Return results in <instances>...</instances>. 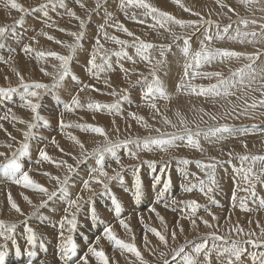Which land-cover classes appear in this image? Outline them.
<instances>
[{
    "label": "rangeland",
    "instance_id": "obj_1",
    "mask_svg": "<svg viewBox=\"0 0 264 264\" xmlns=\"http://www.w3.org/2000/svg\"><path fill=\"white\" fill-rule=\"evenodd\" d=\"M146 2L170 13L177 20L195 23L180 26L167 21L161 27L157 22L160 18H153L156 14L146 15V9L128 5L127 0H124L123 8L120 7L121 0H16L24 8L23 12L11 8L7 0H0V27L7 29L0 36V71L4 70L0 89H15L0 92V120L10 117L12 108H15V115L26 110V106L19 107L21 97L15 93L20 90L19 94L25 96L17 71L25 83L49 85L47 90H36L40 92L38 101L37 98H29L40 103L38 111L48 121L47 125L42 121H33L31 110L25 111L21 119L25 123H19L20 127L10 128L6 132L0 124V134L5 133L11 141L6 139L0 148L5 145H11L9 149L19 148L21 142H25L24 131H28L26 121L35 123L27 141L35 146L36 153L46 148L51 159L47 160L46 170L38 173L40 166L36 163L41 157L35 154L36 160L28 163L33 158L32 146L28 143V154L19 157V162L27 159L22 160L19 173L23 175L27 171L33 176V181H38L49 192H57V196L50 200L44 194L37 201L38 204L33 202L34 205L29 209L20 208L24 213H18L16 221H4L6 225H15L10 239L0 238V252L4 258L10 256L8 244L14 242L13 235L19 245L18 254L4 260V264H75L78 254L81 257L89 254V264L93 257L88 251L89 246L103 249L109 264H183L182 256L185 254L192 255L197 264H222L227 254L221 255L220 252L223 248L232 247L233 242L243 250L239 260L233 257L234 264H264V160L253 159L264 157V104L261 103L264 101V0H180L184 8L190 11H185L173 0ZM54 5L55 9H49ZM81 21L84 22L83 28ZM119 25H123L132 35L129 36ZM226 27L227 33L224 32ZM237 32L249 35L238 36ZM81 33L83 35L77 44V36ZM251 33L256 35L252 36ZM218 34L222 38L217 39ZM52 36L53 39H48ZM206 36H211L212 40H206ZM112 37L127 43L117 44ZM185 40L188 41L189 56L183 53ZM141 42L154 45L144 52L149 57L147 61L137 54ZM74 44L77 46L72 50L69 46ZM201 44L210 50L225 49L241 55L228 58L217 56L203 62L199 69H188L189 75L185 77V65L191 62V55L200 50ZM26 45L32 52L24 50ZM45 46L52 49L46 50ZM37 49H44V57L50 62L43 77L32 78L24 73L26 69H12L17 61L18 65L29 62ZM50 51L61 56L71 54L69 71L63 81L60 79L63 75L61 61L47 55ZM93 53L96 67L88 63ZM241 69L244 70L243 78L234 75ZM193 71L199 73L195 78L191 76ZM213 73H220V76L211 75ZM154 79L161 82L166 93L171 91L167 93V99L161 98L158 93L155 99L144 96ZM221 80L234 85L228 89L231 95H223V86L219 89V96L211 92L197 95L188 87L194 86L199 92L201 87L219 85ZM184 81V87L177 89V85ZM54 83L56 87H52ZM54 92H57L55 96ZM81 96L91 99L84 101L81 106L80 103L72 104L73 98L83 101ZM90 103L116 104L117 107L96 110L88 107ZM152 103L156 104L155 109L150 107ZM253 104L255 107H252ZM69 107L73 110L70 116L66 114ZM132 114L143 119H135ZM87 116L93 121L86 120ZM48 117H51L50 121ZM58 117L63 118L64 126ZM166 119L170 123H166ZM104 120L108 121L107 125H103ZM88 126L103 128L107 141ZM223 126L229 131L215 136L209 132L210 129ZM18 128L23 129L21 133ZM61 129L71 131L72 136L83 144V149L72 139H64L66 132ZM185 129L191 130L193 139L199 141V150L188 146ZM197 131L200 132L198 137L195 136ZM172 133L184 136L183 140L175 142L178 146L163 151L155 145L144 148L143 141L146 138ZM205 133H208L207 138ZM109 142L119 145L114 148V154L97 151ZM101 155L104 158V171L114 177L111 180L99 175L98 161ZM245 156L248 159L242 160L241 157ZM4 160L5 157L0 156V165ZM184 160L188 163H183ZM53 177H58L59 183ZM96 177L108 182L96 183ZM137 177L141 183L138 199L135 197ZM65 178L66 184L63 183ZM86 180L90 184L88 188L84 187ZM126 182H129L128 186L124 185ZM165 182L169 185L167 189L164 187ZM15 184L18 187L16 190H19L20 184ZM61 185L66 186V192L58 191ZM193 185L192 191H184L185 187ZM145 186L149 187L148 192ZM118 188L123 195L118 194L121 192ZM113 196L121 205L119 216L112 203ZM193 200L200 205L195 213L187 206ZM71 201L77 202L70 208ZM42 202L45 203L41 207ZM157 213L163 220L158 218ZM73 216L76 227L70 231L71 225L66 221ZM121 220L128 228L121 226ZM203 220H207L211 226H206ZM105 227L114 230L118 239L134 244L140 252V258L126 250L121 252L114 241L109 245L110 240L105 238L103 232ZM150 229H156L164 235L167 244L161 243ZM190 230L194 231L188 235ZM173 232L176 234L175 239L172 238ZM33 234L35 238L29 243V237ZM69 236L76 244V255L65 259L63 250ZM214 236L223 239L216 240ZM97 237H100L98 243ZM103 240L109 245L110 251L117 254L112 251L111 254L106 253ZM205 241L206 248L200 254L192 252L196 244ZM53 244L58 250L54 255L48 253ZM182 246L185 252L176 256L174 250ZM50 260L53 263H49ZM93 261L98 264L96 258Z\"/></svg>",
    "mask_w": 264,
    "mask_h": 264
},
{
    "label": "snow or ice",
    "instance_id": "obj_2",
    "mask_svg": "<svg viewBox=\"0 0 264 264\" xmlns=\"http://www.w3.org/2000/svg\"><path fill=\"white\" fill-rule=\"evenodd\" d=\"M7 3L13 9H17L18 11H21V12L24 11V8L20 4L16 3V0H7ZM173 3L177 4L181 8H184V5L181 4L180 0H173ZM127 4L128 5H133L134 4L137 7L146 9L147 10L146 11V15L156 14V15L153 16V18L155 19L157 16L160 18V19L157 20V22L160 23L161 27H163L164 24L167 21H172L173 23L178 24L180 26H184L186 23L187 24H194L195 23L194 21L185 22L183 20H177L170 13L165 12V11H161L159 8L154 7L153 5L147 3L146 0H127ZM120 7L121 8L124 7V0H121ZM184 10L185 11H190V9H188V8H184ZM70 14L73 15V16L75 15V13H70ZM197 15H198V13H197ZM21 22L22 21H17V23H21ZM243 23L246 24L247 22L243 21ZM83 27H84V22L81 21V28H83ZM119 27L124 32H126L129 36L132 35V33L129 32L126 28H124L123 25H119ZM6 31H7L6 28L0 27V36H3V34ZM224 32L225 33L228 32V28L227 27L224 29ZM72 35H76V34L73 33ZM82 35L83 34L81 33L80 36H77V44L79 43V40H80ZM237 35L238 36H241V35L242 36H248L249 33L237 32ZM251 35L255 36L256 33H251ZM220 38H222V37L218 34L217 35V39H220ZM231 38L234 39V37H231ZM48 39H53V38L52 37H48ZM111 39H113L117 44L124 45V44L127 43V41L118 40L116 37H112ZM205 39L208 40V41H211L212 37L211 36H206ZM57 42L59 43V41H57ZM97 43H99V41H97ZM77 44L70 45L69 47L72 50H74L76 48ZM187 44H188V41L185 40V47L183 48V53H184L185 56H189L190 55L189 48L187 47ZM152 47H154V45L146 44V43L141 42L139 48L137 49V54L140 55L142 57V59L147 61V60H149V57L144 55V52L147 51L148 49L152 48ZM25 51H31V49L28 48L27 46H25ZM119 54L120 53H117V55H119ZM44 55L45 54L43 52L38 53V56H44ZM47 55L54 56L56 59L61 61V68L63 69V75L60 76V79L62 80L64 78V75L68 74V71H69L68 64H69V61L72 58L71 54H69L68 56H61V55H59V54H57L55 52H49ZM161 55H163V53H161ZM240 55H241V53L234 52V51H228V50H225V49L210 50V49L206 48L203 44H201L200 50L196 51L194 54L191 55V62L187 63L185 65V73H184V75H185V77H187L189 75L188 69H190V68L199 69L203 62L211 61V60L215 59L217 56L228 58V57H239ZM248 58L252 59V57H248ZM88 63L90 65H92V67H96V64H95V53H93L92 59H90ZM243 71L244 70L241 69V70H239L238 73H234V75H240L241 78H243ZM16 75L20 77L21 86L23 87L24 94H25V96H24L25 103L22 106H26V107L30 108L31 112L33 113V116H32L33 121H37V122L42 121L45 125H47L48 121L42 115H40V113L38 111V109L40 108V103L39 102H33V100L29 99V98H37V101H38L39 96H40V92L36 91V90H40V89L47 90L49 85H46V84H43V83H38V82H35V83H32V84H28V83L24 82L23 76L18 71L16 72ZM197 75H199L198 72L193 71L191 73L192 78H195ZM211 75L220 76V73H213ZM73 79H75V77H73ZM56 86L57 85L55 83L52 85V87H56ZM221 86L224 87V91H223V95L224 96L231 95V93L229 92L228 89H229V87H234V85H230L229 82L226 81V80H221L219 85H212L209 88L201 87L199 92H196V88L194 86L189 85L188 87H190L191 91L193 93L197 94V95H204L206 93L211 92L213 95L219 96V95H221V92L219 90ZM181 87H184L183 83L177 85V89H179ZM14 90L15 89H0V92H8V91H14ZM157 93L159 94V96L161 98L167 99V94H166L161 82L158 79H154L153 83L148 85L147 91L144 93V96L145 97H151L152 99H155V94H157ZM114 94L115 93H113V95ZM261 103L264 104V101H261ZM72 104L79 105V100L77 98H73ZM88 107L90 109L94 108L96 110H100L102 108H109V109L116 108L117 105L116 104L101 105L99 103H90L88 105ZM150 107L155 109L156 108V104L152 103L150 105ZM252 107H255V105L253 104ZM68 110H71V108L69 107ZM132 115H133V117L135 119H138V120H142L143 119V117H137V116H135V114H132ZM165 122L166 123H170L169 121H167V119L165 120ZM20 123H25V121L21 120ZM61 125L64 126L62 120H61ZM35 126H36L35 123H28V125H27L28 131L24 132L25 142L21 143L19 149L17 150L19 155L14 153L11 157H7L4 152H0V156L5 157V160L2 162L4 164L5 168L11 169L15 173L21 172L22 165L19 162V157L28 154L29 145L27 143V139L31 135V131H32V129ZM78 127H83V126H79L78 125ZM88 127L90 128L91 131L97 133L98 135L104 136L105 140L107 141V135H106V133H105L103 128L92 127V126H88ZM228 131H229V129L226 126L209 130V132L211 133L212 136H215L217 133H223V132H228ZM185 134L187 135V144H188V146L195 147L196 149L199 150L200 149V143H199L198 140L193 139V133L191 132V130L185 129ZM165 135L167 136V138H164ZM199 135H200V132L197 131L195 133V136L198 137ZM204 135H205V138H207L208 133H205ZM71 139L73 141H75L77 144H80V141H78L76 139V137L72 136ZM183 139H184V136L181 135V134H177V133L162 134L161 137H155V138L149 137V138H146L143 141V145H144L145 149L149 148L150 145H155V146L159 147L163 151V150H166L169 147L178 146L175 142L178 141V140H183ZM53 142H55V141H53ZM129 142L130 141H125L124 143H129ZM118 146H119L118 144H111L109 142L108 144H106V146L102 150L98 149L97 151L113 152V154H114V148L118 147ZM8 147H11V145H8ZM80 147H81V149H83V144H80ZM132 155L135 156L134 153ZM40 157L42 159H44V160H50L51 159L43 150L40 151ZM103 159L104 158L101 155L100 160L98 161V164H99V175L101 177H107L109 180H111L114 177L108 176L107 172L104 171V169H103ZM241 159L242 160H247L248 157H246V156L245 157H241ZM253 159L264 160V157H259V158L253 157ZM117 162H119V161H117ZM182 162L185 163V164L188 163L187 160H184ZM68 167L71 169L70 165ZM207 167H213L214 168L215 166L214 165H208ZM118 175L119 174H117V176ZM53 179H56L58 181V183H59V178L58 177H53ZM156 180L158 181L159 177H157ZM14 182L17 183V184H21L22 183L24 187H31L34 190H37V191H39L41 193H44L46 196H48L49 200L57 195L56 191L49 192L47 188H45L42 185H40V184L36 183L35 181H33L30 178V176L28 175L27 172L23 173V175L20 178V180H15ZM95 182L96 183H103V181L99 180L98 178H95ZM63 183L64 184L67 183V178H65V181ZM201 184H203V181H201ZM135 185H136L135 197L138 199L140 197V195H141V191H140L141 183H140L139 177H137ZM168 186H169L168 182H165V185H164L165 189H167ZM84 187L85 188L89 187V182L87 180L84 181ZM106 187H107V185H105V188ZM193 187H195V185H193L191 187H185L184 191H192ZM58 191L66 192V188L63 187V185H61V187L58 189ZM201 191H203V188H201ZM208 191L210 192L211 188H209ZM162 194L163 193H161V195ZM24 199L29 204H31V200H29L28 197L25 196ZM8 203H9V205L11 206V208L13 210H15L16 212H18L21 215H23V212L21 211L19 205L12 199L11 194H9ZM43 203L44 202L41 203V205H40L41 207L43 206ZM112 203H113V205L115 207V212H116L117 216H119V214L121 212V205L117 201L115 196L112 197ZM75 204H76V201H71L69 206L71 207L72 205H75ZM187 206L190 208L192 213H195L197 208L200 207V205L194 200L188 202ZM241 207L243 208V205H241ZM65 211H67V210H65ZM152 211H155V209H152ZM209 215H212L213 219H216V217L211 212H209ZM157 216H158V218L163 220L162 217H159L158 213H157ZM93 219H95L94 209H93ZM67 223L69 225H71L70 231L75 230V227H76L75 216H73L72 219L68 220ZM194 223H195V221H193V224ZM203 223L206 226H208V227L211 226V225H209L207 220H203ZM120 224H121L122 227L128 228V225L123 220L120 221ZM14 228H15L14 224L6 225L4 223V221H0V238H3L4 240L10 239L11 238V233L13 232ZM28 231H31V229H28ZM150 231L159 239V241L161 243H164L165 245L167 244V239H166V237L164 235H161L159 232L156 231V229H150ZM103 232H104L105 237L108 240L115 242V245L119 246L121 249H124V250H126L128 252H131V253L135 254L138 258H140V252L138 251L136 246L134 244L125 243L124 241L118 239L116 237V235L113 233V231H112V229L110 227H105ZM181 232H183L182 228H181ZM175 235H176L175 232H173L172 233V238L173 239H175ZM34 238H35L34 234L32 236H30L29 237V243H32ZM99 239H100V237L96 238V242L97 243L99 242ZM214 239L222 240L223 237L214 236ZM145 240L147 241V237L146 236H145ZM189 243H191V242H189ZM206 244H207L206 241L204 243L196 244L195 247L192 249V252L195 253V254H200L202 252V250H204L206 248ZM88 251L92 254V256H94L96 258L98 264H109L108 257L105 255L103 249L97 250L95 247L89 246ZM174 251H175V255L176 256H181L185 252V249L182 246L179 249L174 250ZM242 251L243 250L241 248H238V247L235 246V242H233V246L232 247L223 248L221 250L220 254L221 255L227 254V259H226V261H223L222 264H234L233 257L236 260H239ZM75 255H76V244L73 241V238L71 236H69L67 238V240H66L65 245H64L63 257L65 259H69L71 256H75ZM80 259H81V261H83V264H88V259H87L86 255L80 257ZM182 259H183V264H197L196 260H194L193 256L190 255V254L183 255ZM0 264H4V254L2 252H0ZM42 264H43V262H42Z\"/></svg>",
    "mask_w": 264,
    "mask_h": 264
},
{
    "label": "bare ground",
    "instance_id": "obj_3",
    "mask_svg": "<svg viewBox=\"0 0 264 264\" xmlns=\"http://www.w3.org/2000/svg\"><path fill=\"white\" fill-rule=\"evenodd\" d=\"M32 1V0H31ZM34 2L36 1V0H33ZM76 0H74V2H75ZM30 6H31V4H29ZM56 5H54V6H52V7H49V9H52V8H56L55 7ZM46 8H47V6H46ZM42 9H44V8H42ZM48 9V8H47ZM13 12V11H12ZM41 12V11H40ZM4 14V13H3ZM40 14V13H39ZM44 15V14H43ZM45 17V16H44ZM46 19V18H45ZM16 20V19H15ZM44 20V19H43ZM42 20V21H43ZM33 21V20H32ZM38 21V20H37ZM44 22V21H43ZM48 22V21H47ZM30 26V25H29ZM30 29V28H29ZM47 29V28H46ZM28 30V29H27ZM36 30V29H35ZM34 30V31H35ZM46 32V31H45ZM23 33V32H22ZM48 33H50L51 34V32H48ZM16 34V33H15ZM54 35V34H53ZM44 36V35H43ZM51 36V35H50ZM47 37V36H46ZM52 38H54L53 36H52ZM12 39V38H11ZM32 39V38H31ZM48 40V39H47ZM59 40V39H58ZM33 42H34V40H33ZM50 42V41H49ZM48 43V42H47ZM14 45H15V43H13ZM26 44H27V42H26ZM35 44V43H34ZM37 44V43H36ZM35 44V45H36ZM41 44V43H40ZM48 46L50 45V44H47ZM19 46V45H18ZM24 46V45H23ZM27 46V45H26ZM51 46V45H50ZM22 47V46H21ZM34 47H36V46H34ZM34 47H33V49H34ZM54 47V46H53ZM29 48V47H28ZM44 48H46V50H51L52 48L50 47V49H47V46H45ZM1 49H2V47H1ZM25 50V49H24ZM11 52V51H10ZM24 52V51H23ZM32 52V51H31ZM35 52V51H34ZM41 52H43L44 53V49H37V51L33 54V56L31 57V59H30V61L29 62H27L26 64L25 63H22V65H18L19 64V61H17V63H15V66H14V68H12V69H14V70H18V69H26L25 70V72L24 73H26V75H28L29 77H36V76H44V73H45V71L47 70V66L48 65H50V62L48 61V60H46V57H44V56H38V53H41ZM51 52V51H50ZM26 53V52H25ZM8 54V53H7ZM13 54H15V53H13ZM77 54V53H76ZM22 57V56H21ZM12 60H13V58H12ZM18 60V59H17ZM27 60V59H26ZM25 61V60H24ZM5 62V61H4ZM76 62V61H75ZM76 64V63H75ZM4 65H5V63H4ZM7 65V64H6ZM13 65V64H12ZM74 66H76V65H74ZM79 66V65H78ZM73 68V67H72ZM30 70V71H29ZM88 70V69H87ZM94 70H95V68H94ZM99 70V69H98ZM3 71L4 70H1L0 71V80H2L3 79V77H2V75H3ZM54 71V70H53ZM11 72V71H10ZM7 74H9V73H7ZM31 74V75H30ZM46 74V73H45ZM4 76H5V74H4ZM40 76V77H41ZM6 77V76H5ZM82 77V76H81ZM85 77V76H84ZM8 78V77H7ZM30 80V79H29ZM63 81V80H62ZM84 81V80H83ZM73 82H75V81H73ZM58 84H59V82H58ZM183 84H185V81H184V83ZM64 85V84H63ZM137 85V84H136ZM142 85V84H141ZM61 86V85H60ZM90 86V85H89ZM76 87V86H75ZM79 88V87H78ZM175 88H176V84H175ZM73 90V89H72ZM86 90H88V89H86ZM85 90V91H86ZM82 91V90H81ZM90 91V90H89ZM61 92H62V90H61ZM79 92V91H78ZM83 92V91H82ZM82 92H79V93H82ZM176 92H178L177 90H176ZM16 93V95H19V97H21V104L19 105V107H25V106H22V105H24V103H25V99H24V96L22 95V94H19L20 93V90H18V91H16L15 92ZM56 93L57 92H54V94H53V96H55L56 95ZM84 93V92H83ZM167 93H171V91L170 92H167ZM166 93V94H167ZM62 95H63V93H62ZM78 97V96H77ZM80 97V96H79ZM48 98V97H47ZM65 98V97H64ZM81 98L83 99V101H79V103H80V105L79 106H81V104L84 102V101H87V100H89V98L90 97H85V96H81ZM80 98V99H81ZM93 98V97H92ZM136 98V97H135ZM44 99H45V97H44ZM91 99V98H90ZM65 100V99H64ZM93 100H94V98H93ZM91 101V100H90ZM126 102V101H125ZM71 103V102H70ZM4 104V103H3ZM5 104H7V103H5ZM61 104V103H60ZM8 105V104H7ZM9 106V105H8ZM47 106V105H46ZM49 106V105H48ZM2 107V106H1ZM10 107V106H9ZM62 107V106H61ZM11 108V107H10ZM71 108H73V106L71 107ZM6 109V108H5ZM22 109V108H21ZM12 110V113L13 114H11L10 115V117H7V118H3V119H1L0 121H1V125L3 126V128H4V131H6V132H8L7 130L8 129H10V128H17V127H20V126H18L19 125V123H20V121H21V119L23 118L22 116L23 115H25L24 114V112L25 111H30V108H28V107H26V110L24 111V112H22V113H17V115H15L14 114V110H15V108H12L11 109ZM48 110V109H47ZM1 111V110H0ZM44 111V110H43ZM57 111V110H56ZM80 111V110H79ZM78 111V112H79ZM31 112V111H30ZM46 112V111H45ZM72 112H73V110L71 109V110H68V112L66 113L67 115H71L72 114ZM2 113H4V112H2ZM54 113V112H53ZM92 113V112H91ZM8 114V113H7ZM9 114H10V110H9ZM51 114V113H50ZM88 114V113H87ZM66 115V116H67ZM5 116V115H4ZM8 116V115H7ZM51 116V115H50ZM59 116V115H58ZM72 116H74V115H72ZM107 116V115H106ZM83 117V116H82ZM90 117V116H89ZM92 117V116H91ZM90 117V118H91ZM95 117V116H94ZM45 118V117H44ZM47 118V117H46ZM58 118H60V117H58ZM15 119V120H14ZM27 119V118H26ZM25 119V120H26ZM48 119H49V121H50V119H51V117H48ZM61 120L63 119L62 117L60 118ZM83 119V118H82ZM13 120V121H12ZM54 120H55V118H54ZM86 120H89V122L90 121H93V120H90L89 118H88V116H87V119ZM97 120H99V119H97ZM102 120V119H101ZM101 120L99 121V122H101ZM14 121H16V123L14 122ZM31 121V120H30ZM94 121H96V117H95V119H94ZM97 122V121H96ZM26 123H29V122H27L26 121ZM55 123V122H54ZM92 123V122H91ZM42 124V123H41ZM97 124V123H96ZM108 124V121H103V125H107ZM49 125V124H48ZM65 125V124H64ZM100 125V124H99ZM12 126V127H11ZM50 126V125H49ZM55 126V125H54ZM23 127V126H22ZM39 127V126H38ZM66 127V126H65ZM106 127V126H105ZM24 128V127H23ZM75 128V127H74ZM11 129V130H12ZM19 129V128H18ZM17 129V130H18ZM40 129V128H39ZM38 129V130H39ZM73 129V128H72ZM76 129V128H75ZM3 130V129H2ZM23 129L22 128H20L19 129V131L18 132H20V131H22ZM24 130H25V128H24ZM65 130V129H64ZM64 130L62 131V129H61V131L62 132H64ZM74 131V130H73ZM25 132V131H24ZM45 132V131H44ZM52 132V131H51ZM54 132V131H53ZM65 132H66V135H65V138L64 139H66V140H70L71 139V137H72V133H71V131H67V130H65ZM21 133V132H20ZM2 134V133H1ZM0 134V145L1 144H3V143H6L5 142V140L7 139V136L5 135V133L4 134H2L1 135ZM7 135H8V133H6ZM17 134V133H16ZM74 134V133H73ZM15 135V134H14ZM13 135V136H14ZM78 135V134H77ZM12 136V137H13ZM23 136V135H22ZM11 137V138H12ZM16 137H17V135H16ZM10 138V139H11ZM47 138V137H46ZM15 139V138H14ZM7 140H9V139H7ZM17 139H15V141H16ZM20 140V139H19ZM18 140V141H19ZM23 140H24V138H23ZM10 141V140H9ZM11 142V141H10ZM23 142V141H22ZM21 142V143H22ZM38 142V141H37ZM64 142H66V141H64ZM8 144H9V142H7ZM15 143V142H14ZM27 143H29L31 146H32V151H31V154H32V159L28 162L29 164H31L32 162H34L35 160H36V157H35V154H36V156H40V152H35L34 150H35V146H33L32 144H31V142L30 141H27ZM34 143V142H33ZM7 144V145H8ZM19 144V143H18ZM68 143H66V145H67ZM118 144V143H117ZM140 144H141V142H140ZM178 144V143H177ZM41 145H43V144H41ZM45 145V144H44ZM134 145V144H133ZM16 146V145H15ZM14 146V147H15ZM3 147V146H2ZM0 148V152H4L5 154H7L8 156H10V155H13L14 153H18L17 152V150L19 149L18 147H16V148H14V149H9L6 145H5V147H7L5 150H4V148ZM39 149V148H38ZM37 151V150H36ZM47 155H48V153H47V151L48 150H46V148L43 150ZM51 151V150H50ZM53 154V153H52ZM53 157V156H52ZM57 158V157H56ZM90 159V158H89ZM22 160H27V159H22ZM22 160L20 161V163L22 162ZM39 162H37L36 164H38L39 166H40V170L38 171V173H41V171H44V170H46V167L48 166V164H47V160H44V159H42L41 158V160H38ZM44 165H46V166H44ZM26 166V165H25ZM0 167H1V170H0V220L1 221H9V222H11V220L12 221H16V217H17V215H19L18 214V212H16L15 210H13L12 208H11V206L9 205V203H8V197H9V194H11V197H12V199L19 205V207L20 208H23V209H29L30 207H32L34 204H38L37 203V201L44 195V193H41V192H39V191H37V190H34L33 188H31V187H24L23 186V184L21 183L20 184V189L19 190H16L17 188H16V184H15V180H20V178L22 177V175L20 174V173H15V172H13V170H11V169H8V168H5L4 167V164H1L0 165ZM94 167V166H93ZM24 168V167H23ZM37 168H38V166H37ZM226 168V167H225ZM39 169V168H38ZM56 169V168H55ZM33 171V170H32ZM24 172H27V171H24ZM23 172V173H24ZM36 172V171H35ZM28 173V175L29 176H31V173H29V172H27ZM224 173H226L225 171H224ZM78 175V174H77ZM225 175V174H224ZM108 176H111L110 174H108ZM238 176V175H237ZM124 177V176H123ZM174 177V176H173ZM33 178V176H31V179ZM97 178V177H96ZM102 178V177H101ZM105 179H107L106 177H104ZM239 178V177H238ZM82 179V178H81ZM229 179V178H228ZM80 180V179H79ZM81 181V180H80ZM106 180H104L103 182H105ZM221 181V180H220ZM36 182V181H35ZM71 182H72V180H71ZM89 182V181H88ZM108 182V180L106 181V183ZM36 183H38V181L36 182ZM41 183V182H40ZM70 183V182H69ZM77 183H79V182H77ZM76 183V184H77ZM105 183V184H106ZM111 183V182H110ZM39 184V183H38ZM72 184V183H71ZM75 184V185H76ZM95 184V183H94ZM18 185V184H17ZM69 185V184H68ZM90 185V184H89ZM124 185L125 186H128L129 185V182H126V183H124ZM123 185V187L125 188V186ZM74 186V185H73ZM66 187V186H65ZM71 187V186H70ZM146 187V190H147V192L150 190V189H148L149 187H147V186H145ZM231 188V187H230ZM80 189V188H79ZM103 189V188H102ZM118 190L119 191H121V189H119L118 188ZM97 192H98V190H97ZM118 194H120V195H123L122 194V191L121 192H118ZM144 194V193H143ZM145 195V194H144ZM28 197L29 198V200H31V204H29L25 199H24V197ZM57 196V195H56ZM52 201V200H51ZM232 201V200H231ZM239 201V200H238ZM33 202H34V204H33ZM54 202H56V200L54 201ZM59 201H58V199H57V202L56 203H58ZM77 202V201H76ZM45 203V202H44ZM148 204V203H147ZM65 207H67L66 206V204H65ZM71 208V207H70ZM182 208H183V206H182ZM36 209V208H35ZM66 209V208H65ZM68 210V209H67ZM71 210V209H70ZM69 210V211H70ZM24 211H26V210H24ZM63 211V210H62ZM151 211V210H150ZM64 212H65V210H64ZM145 212V211H144ZM143 212V213H144ZM152 212V211H151ZM151 212H146L147 214H149V213H151ZM176 212V211H175ZM189 212V211H188ZM207 212V211H206ZM24 213V212H23ZM51 214H53V213H51ZM171 214V213H170ZM189 214H191V213H189ZM246 214V213H245ZM54 215V214H53ZM145 215V214H144ZM25 216V215H24ZM68 221V220H67ZM66 221V222H67ZM149 221V220H148ZM151 221V220H150ZM64 222V221H63ZM250 225V224H249ZM114 231V230H113ZM191 232H190V234H188V235H191V233H192V231H194V230H190ZM47 232H51V230H47ZM46 232V233H47ZM120 232V231H119ZM185 233V232H184ZM188 233V232H187ZM53 235V234H52ZM71 236H74V235H71ZM104 238V237H103ZM106 238V237H105ZM104 238V239H105ZM13 239H14V242L13 243H11V244H8V246H9V250H10V256L8 257V259H7V257H5L4 258V260L5 261H7V260H9L10 258H14V256L13 255H15V254H18L17 252H18V249H19V245H18V242H16V238H15V235H13ZM66 240V239H65ZM106 240V239H105ZM105 240H103V244H104V247L108 250V252H107V250L105 251L106 253H108V254H111V251H110V248H109V245H112V241H109V245L106 243V241ZM13 241V240H12ZM87 241V240H86ZM101 241V240H100ZM78 242V241H77ZM97 243V242H96ZM46 245H48L47 243H45ZM85 244H86V242H85ZM89 246V245H88ZM53 247H55V245L53 244ZM53 247H51L50 246V251L48 252V253H50V254H52V255H54V253H57L58 252V250L56 249V247H55V250H54V248ZM87 247V246H86ZM117 247V246H116ZM53 248V249H52ZM84 248V247H83ZM88 248V247H87ZM115 248V247H114ZM63 249H61V251H62ZM115 250H117V248L115 249ZM63 252H64V250H63ZM113 252V251H112ZM121 252H125L124 251V249H121ZM78 253V252H77ZM83 253V252H82ZM114 254H117L116 252H113ZM46 254V253H45ZM84 254V253H83ZM89 254H87L86 256H88ZM107 255V254H106ZM123 255V254H122ZM13 256V257H12ZM78 256V258L76 259V261H77V263H75V264H83V261H81V260H78L80 257H81V255H77ZM111 256H113V255H111ZM121 256V255H120ZM120 256H113V257H118V258H120ZM19 258V257H18ZM95 257L93 256L92 257V260H90L89 261V264H96L94 261H93V259H94ZM33 259H34V257H33ZM88 259V258H87ZM173 259V258H172ZM49 260V259H48ZM250 260V259H249ZM45 261V260H44ZM51 261V260H50ZM45 263V262H44ZM49 263H53L52 261L51 262H49ZM8 264V263H7ZM48 264V263H47ZM72 264V263H71Z\"/></svg>",
    "mask_w": 264,
    "mask_h": 264
}]
</instances>
